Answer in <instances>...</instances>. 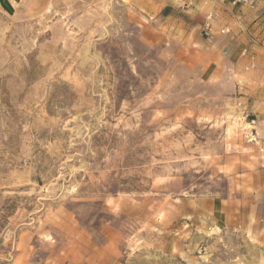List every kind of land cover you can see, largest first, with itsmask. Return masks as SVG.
Returning <instances> with one entry per match:
<instances>
[{
  "label": "rangeland",
  "instance_id": "rangeland-1",
  "mask_svg": "<svg viewBox=\"0 0 264 264\" xmlns=\"http://www.w3.org/2000/svg\"><path fill=\"white\" fill-rule=\"evenodd\" d=\"M129 15L0 0V264H264L251 71Z\"/></svg>",
  "mask_w": 264,
  "mask_h": 264
},
{
  "label": "crops",
  "instance_id": "crops-1",
  "mask_svg": "<svg viewBox=\"0 0 264 264\" xmlns=\"http://www.w3.org/2000/svg\"><path fill=\"white\" fill-rule=\"evenodd\" d=\"M232 1L114 0L134 23L158 38L187 41L192 53L204 58L203 72L209 76L224 77L235 85L239 71L250 70L245 116L252 128L264 132V0L237 5Z\"/></svg>",
  "mask_w": 264,
  "mask_h": 264
},
{
  "label": "built area",
  "instance_id": "built-area-1",
  "mask_svg": "<svg viewBox=\"0 0 264 264\" xmlns=\"http://www.w3.org/2000/svg\"><path fill=\"white\" fill-rule=\"evenodd\" d=\"M221 1H224V0H221ZM243 2H249L250 4L253 3V0H233L232 3L234 5H237L238 3H243ZM209 29V28H208ZM208 34V33H207ZM244 53L246 52V50L244 49L243 51ZM248 124H252V123H248ZM246 138L249 142H258V134H257V130L255 128H251L249 127L247 129V132H246ZM263 143H264V140H263Z\"/></svg>",
  "mask_w": 264,
  "mask_h": 264
}]
</instances>
